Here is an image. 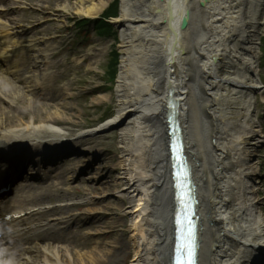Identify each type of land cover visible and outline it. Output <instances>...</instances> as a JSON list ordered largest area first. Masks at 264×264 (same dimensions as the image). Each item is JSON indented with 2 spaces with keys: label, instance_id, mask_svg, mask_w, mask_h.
Returning a JSON list of instances; mask_svg holds the SVG:
<instances>
[{
  "label": "bare ground",
  "instance_id": "obj_1",
  "mask_svg": "<svg viewBox=\"0 0 264 264\" xmlns=\"http://www.w3.org/2000/svg\"><path fill=\"white\" fill-rule=\"evenodd\" d=\"M114 1L91 0L85 5L88 1L80 0L79 14L98 20ZM119 4L120 12L111 16L112 26L119 27L122 38L116 85L119 109L105 122L82 129L78 135H103L113 126H121L117 159L122 173L113 184L105 183L117 191L121 204L116 207L130 219V234L123 232L130 235L129 247L134 252L130 264H174L177 190L169 123L171 101L178 103L177 117L196 184L200 264H263L264 212L255 200L258 171L254 156L264 141L260 131L263 123L256 111L258 95L262 94L264 102V87L255 50L263 33L264 0H119ZM186 17L190 20L183 27ZM7 28L11 30V26ZM8 29H0V34ZM3 36L2 72L16 68L11 72L14 80L21 82L24 92L33 94V81L19 73L24 71L19 64L25 62V52L10 51L8 37ZM8 88L12 93L6 92ZM18 89L11 78L0 73V100L9 104L15 99L27 100ZM28 102L36 105L35 100ZM2 111L0 108L5 115V124L0 125V158H27L30 150L40 152L37 155L47 150L56 155L57 145L39 138L45 134L61 136L58 118L32 117L23 126L24 117ZM9 171L0 169V179ZM106 186L92 188L106 195ZM29 187L25 185L3 212L21 214L46 205L42 202L48 192L42 193L41 187L27 190ZM96 201L89 199L72 207H93ZM110 208L97 211L112 214ZM99 214L90 227L98 226L99 218L95 217ZM46 226H31L24 234L18 231L21 239L15 242L27 240L31 247L21 245V250H13L17 260L29 263L30 255L38 253L42 264H116L126 249L122 241H115L111 248L96 246L82 253L80 246L87 247L91 241L69 245L62 236L42 234ZM117 232L94 234L103 241L100 245H105L104 240ZM8 262L5 259L2 264Z\"/></svg>",
  "mask_w": 264,
  "mask_h": 264
},
{
  "label": "rangeland",
  "instance_id": "obj_2",
  "mask_svg": "<svg viewBox=\"0 0 264 264\" xmlns=\"http://www.w3.org/2000/svg\"><path fill=\"white\" fill-rule=\"evenodd\" d=\"M79 1L2 0L0 2V11H2L0 29H8L7 27L11 26V30L8 29V32L0 35L8 34L10 45L20 42L19 47L28 49L25 62H22L24 71L19 73L23 77L31 78L35 89L33 94L24 92L21 82H16L13 75L8 74L13 83L19 86L18 93L27 95L28 99L24 101L22 98L15 99L14 103L10 104L8 101L0 100V108L6 114L16 115L18 118L24 117L23 126L28 124L27 121L32 120V117L41 120L56 117L61 128L59 129L61 136L58 138L48 134L39 138L43 141H53L57 145L56 155L55 152L49 153L55 157L56 164L44 168L50 178L44 181L24 179L18 182V188L23 186L22 184H28L30 187L27 190L41 187L42 193L48 192L49 196L46 195L42 202L46 204L43 205L42 211H45L47 206L57 209L45 215L35 214L28 222L51 223L48 235L62 236L66 238L64 240L66 243L69 241V245L91 241L87 247L80 246L79 250L82 253H88L96 246H104L101 247L103 249L111 248L113 242L122 241L126 249L119 254L116 264H130L134 255L133 249L129 247L130 219L124 218V212L116 207L121 204L117 199V191L114 188L109 189V184L105 183L106 181L113 184L122 173L117 159L121 154L119 143L121 126H113L112 131H107L103 135H88L83 138H79L78 135L82 129L93 128L105 122L119 109L116 85L122 59L120 52L122 38L119 27L113 25L108 28V24L112 25L111 15L120 12V4L119 0L114 1L108 12L111 14L109 18L106 16L108 13L99 17V19L104 18V29L109 31V34H103L99 28L97 30V24L93 23V19L79 14L80 7L77 5ZM84 1H88L85 5H89L91 0ZM65 5L68 9L62 8ZM262 20L264 22V15ZM262 28L263 33L256 41L255 50L260 57V74L264 87V26ZM91 66L96 68H90ZM42 80H46L44 81L46 83H42ZM6 92L12 93L9 88ZM262 92L264 95V90ZM260 95L257 96L256 111L259 120L263 123L260 131L264 138V102L261 100L262 94ZM31 99L35 100L36 105L33 106L28 102ZM4 122L5 115L0 113V125L5 124ZM254 157V167L258 171L255 200L260 210L264 212L263 140ZM28 172H34L32 167ZM24 177L27 176L24 174ZM102 184L107 185L106 195L92 188ZM57 187L60 189H56ZM89 199H96L98 202L96 201L93 207L78 209L72 207ZM108 205L111 206L112 214L108 211L99 214L97 209ZM59 207H62L63 211L59 210ZM96 214H99L95 217V219L99 218L98 226L92 228L90 224L93 223ZM61 221L69 225V230L63 229L65 224ZM124 223L126 225L121 228L122 230L119 229L118 227ZM115 230L118 232L113 237L105 239V245H100L103 241L94 234L97 231L108 233ZM126 230L128 235L123 233ZM27 247L31 246L27 245ZM30 257V264H42L38 253L31 254Z\"/></svg>",
  "mask_w": 264,
  "mask_h": 264
},
{
  "label": "water",
  "instance_id": "obj_3",
  "mask_svg": "<svg viewBox=\"0 0 264 264\" xmlns=\"http://www.w3.org/2000/svg\"><path fill=\"white\" fill-rule=\"evenodd\" d=\"M189 18L186 17L183 23V27H186L189 23ZM172 104V111L170 113V117H169V123H170V135L172 138V160H173V164H174V169L177 171L176 173H174V179L176 181V204H177V214L178 212H182L183 215L181 216V220L178 221V217L176 215L177 221H176V229L177 226H179L180 231L179 234L181 237H179V240L181 242L182 245V250L180 251H186L185 253H187V248H186V244L184 243L186 240V236L189 234V229H190V225L188 224L189 221L187 220V211H190L191 209V205L190 202L191 200L196 201L197 195H196V184L195 181L193 179V174L192 173H188V168L190 169V166H188L187 162L184 161V159H182L183 154H182V149H181V139L183 140L182 137V129L180 127V122L178 120V103L177 102H173L171 101ZM179 144V148L178 145ZM182 156V157H181ZM177 173H179V176L177 175ZM180 182V184H178ZM178 184V186H177ZM182 207V209H181ZM192 217H194V215H192ZM196 218H200L195 216L194 219ZM179 222V223H178ZM176 232L178 233V231L176 230ZM177 239V237H176ZM181 249V246H180ZM178 253V252H177Z\"/></svg>",
  "mask_w": 264,
  "mask_h": 264
},
{
  "label": "trees",
  "instance_id": "obj_4",
  "mask_svg": "<svg viewBox=\"0 0 264 264\" xmlns=\"http://www.w3.org/2000/svg\"><path fill=\"white\" fill-rule=\"evenodd\" d=\"M109 15H111V14L108 13L106 16L109 18L110 17ZM103 20H104V18L98 19V20L94 21L97 24V30L99 28L100 31H103V34H106V33L109 34V31H107V30L104 29L105 28V25H104L105 22H103ZM111 26L112 25L108 24V28L111 27Z\"/></svg>",
  "mask_w": 264,
  "mask_h": 264
},
{
  "label": "snow or ice",
  "instance_id": "obj_5",
  "mask_svg": "<svg viewBox=\"0 0 264 264\" xmlns=\"http://www.w3.org/2000/svg\"><path fill=\"white\" fill-rule=\"evenodd\" d=\"M177 175L179 176V173H177ZM178 264H191V262L179 261Z\"/></svg>",
  "mask_w": 264,
  "mask_h": 264
}]
</instances>
